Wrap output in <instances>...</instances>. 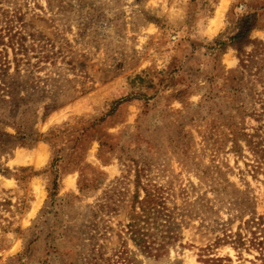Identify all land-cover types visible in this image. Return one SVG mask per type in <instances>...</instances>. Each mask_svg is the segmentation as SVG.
<instances>
[{
  "label": "rangeland",
  "instance_id": "rangeland-1",
  "mask_svg": "<svg viewBox=\"0 0 264 264\" xmlns=\"http://www.w3.org/2000/svg\"><path fill=\"white\" fill-rule=\"evenodd\" d=\"M251 14L238 55L229 39ZM8 20L28 52L0 45V120L46 141L0 150V264H262L249 240L264 175L227 133L264 142V0H0ZM138 171L169 214L159 257L126 234Z\"/></svg>",
  "mask_w": 264,
  "mask_h": 264
},
{
  "label": "trees",
  "instance_id": "trees-1",
  "mask_svg": "<svg viewBox=\"0 0 264 264\" xmlns=\"http://www.w3.org/2000/svg\"><path fill=\"white\" fill-rule=\"evenodd\" d=\"M17 21V20H16ZM256 15L251 14L245 16L237 24L236 33L229 39V47H232L238 55L245 53V48L252 45L253 42L250 40V34L257 28ZM7 38L5 45L8 46L14 54V58L17 55H24L28 52L26 46L27 38L25 34L21 31V28L13 27L12 21L8 20L4 27H0V45H4L3 39ZM215 44L218 46L220 51L226 49V43L220 40H215ZM16 61V67H18V62ZM242 59H240L241 65H243ZM8 97L13 100V92L11 90L7 92ZM19 103V102H18ZM20 106L14 105L11 110H9V115L11 118H15L17 110ZM56 107H45L44 117L49 114L50 111L54 110ZM1 117V115H0ZM102 120H98L101 122ZM0 124H5V126H12L15 130V134L11 135L0 130V150L7 148L9 145L19 144L20 146H25L30 143H36L39 141H46L43 134H38L33 131L25 130L15 122H6L0 120ZM229 132L227 133V139L232 144L231 149L234 152L239 151V143L244 142L246 147L252 154V164L250 165L251 171L255 175H264V142L262 140L253 141V137L249 136L243 132L242 128L234 124L228 125ZM14 141L11 143V141ZM56 158L53 159L50 164V168L55 167ZM4 173L7 170H2ZM59 178V173L54 170V178L52 181V190L49 194V198L53 200L56 195L57 181ZM136 184H134V194L131 199L130 208L128 211V223L126 225V234L129 236L130 241L145 255L159 257L166 253L169 244H172V237L167 230V223L169 222V214L167 208L165 207V198L163 195V190L156 184H142L139 180V171L135 175ZM81 190V189H80ZM254 223L255 226L259 227L264 225L263 218H257ZM158 233H160L158 235ZM259 236L256 232H251V239L249 240V246L256 250L259 257L264 264V229L258 230ZM240 246H244L243 241L238 240ZM26 257V253L23 252L16 256L19 264H24L22 261Z\"/></svg>",
  "mask_w": 264,
  "mask_h": 264
}]
</instances>
